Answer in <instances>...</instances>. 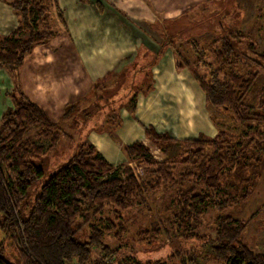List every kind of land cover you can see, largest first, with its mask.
Wrapping results in <instances>:
<instances>
[{"label": "trees", "instance_id": "1", "mask_svg": "<svg viewBox=\"0 0 264 264\" xmlns=\"http://www.w3.org/2000/svg\"><path fill=\"white\" fill-rule=\"evenodd\" d=\"M94 1L99 11L103 9L102 1L105 0ZM7 3L16 15L18 25L0 38V67L8 72L13 82L9 92L12 105L0 116V212L3 215L0 228L5 235V240L0 241V264H11L3 255L8 240L12 242L10 246L17 247L21 264H194L197 257L212 258L224 264H264V253L254 252L242 240L246 222L239 218L229 214L217 217L213 239L202 240L197 232L207 207L222 211L238 201L223 190V179L239 165L250 170L263 158L264 49L256 54L253 44L241 40L239 33L222 36L218 38L220 45L211 50L214 55L212 63L205 60L204 50L192 43L196 62L208 72L205 76L198 74L196 69L193 71L206 101L222 106L238 123L246 124L248 129L241 134L236 136L219 130L213 137H208L199 133L180 141L176 157L160 160L152 155L148 146L136 140L123 146L135 165L124 167L122 175L117 174L115 166L85 139L42 181L44 155L54 151L60 138L67 133L24 94L19 72L24 57L33 47L46 44L58 34L59 30L51 20V11L61 22L63 16L57 0H9ZM23 33H26L24 39L21 37ZM243 42L246 48L249 47L248 53L247 50L241 52L239 43ZM158 45L155 53L160 54L169 46V40L163 37ZM240 55L241 60L258 64L261 71L240 72L241 69L232 65L236 59L231 61L232 57L239 58ZM227 66L231 67L223 72ZM132 67L134 69L130 70ZM151 67L146 61L139 67L137 64L131 65L130 69L126 66L120 74L112 72L114 84L121 75L124 79L127 75L129 77L118 82L119 91L110 95L105 91L107 75L102 76L92 84L93 100L86 99L89 101L86 107L80 106L81 99L66 104L63 116L71 109L81 108L83 120L96 117L100 127L105 120L114 122L117 116L109 117V113L117 112L122 101L136 96L131 90L145 95L150 91ZM260 72L263 73V85L257 102L244 104L245 92ZM143 78L146 80L138 85ZM36 126L35 140L26 134ZM144 136L160 149L176 141L169 132L157 131L151 124L144 127ZM39 138L49 139V145L40 144ZM249 148L256 152L250 160L242 155ZM182 183L187 187L174 201L176 211L171 239L200 241L199 253H195L192 247L187 252L175 248L167 260L141 261L131 251L126 253L120 248H111L103 241L104 233L113 227L123 229V213L138 206L147 207L150 194ZM246 194L242 197L245 198ZM32 195L33 201L29 204ZM26 208L28 212L24 216ZM103 212H109L110 216L101 218ZM95 218L102 221V226L94 223ZM84 225L88 227V233L83 238L81 229ZM94 248L99 249V254H92Z\"/></svg>", "mask_w": 264, "mask_h": 264}, {"label": "rangeland", "instance_id": "2", "mask_svg": "<svg viewBox=\"0 0 264 264\" xmlns=\"http://www.w3.org/2000/svg\"><path fill=\"white\" fill-rule=\"evenodd\" d=\"M143 1L148 3L149 13L148 11L146 15L143 12L136 13L137 28L123 29L118 37L115 31L112 33L109 31V36L105 38L108 39L106 42L109 45L104 49L106 52L100 50L102 52L100 54H108L110 50L114 54L110 55L114 62L109 68L110 71L106 73L108 86L105 90L106 95L118 92V82H124L127 80V76L129 77L127 75L124 79V76L121 75L122 77L117 79V83L114 84L115 76L111 74L112 71L120 74L127 63H130L128 66L130 69L131 65L137 64L139 67L146 61L152 65L148 80L149 85H151L150 91L145 95L143 92L135 93L134 90H131L136 96H131L125 102L122 101L119 110L117 112L113 110L108 115L114 118L117 116L115 121L105 120L102 127H100L99 122H96V117L81 119V108L71 109L65 116H63V109L61 114L55 118L50 114L53 120L65 128L67 135L60 138L59 145L54 151L44 155L42 162L45 175L42 181H45L59 164L77 150L79 143L87 139L86 135L90 128L100 127L96 132L105 134L106 137L103 139L97 136L88 137L86 141L94 142L91 144H94L96 149L115 166V171L119 175H122L124 167L135 165L123 149V146L130 142L142 140L152 155L160 160L165 157H176L179 153L180 141L191 136H197L199 133L213 137L219 130H225L227 134L231 133L237 136L248 129L246 124L238 123L227 109L206 101L203 90L194 78L193 71L196 69L198 74L205 76L208 72L205 67L196 62L197 56L192 50V43H197L205 52V60L212 63L214 62V55L211 50L220 45L218 38L222 36H235L239 33L242 35L241 40L253 44L256 54L262 53L264 49V0ZM105 2L108 7L111 6V0H105ZM130 2L125 0L121 6ZM150 15L152 21L149 23V27L144 28L147 31L145 33L139 28V25L145 26V20L147 21L145 17L149 18ZM107 17L116 22L120 18L118 13L117 15L106 14ZM56 24H60L59 19H56ZM21 37L26 38V33H23ZM163 37L169 40V46L160 54L155 53L159 47L158 43ZM116 39L120 42H116ZM244 42L239 43L242 50L240 51L247 50L248 53L249 47L246 48ZM93 49L95 52V48ZM117 50H120L119 53ZM28 54L30 56L32 50ZM256 54L249 53L253 57H256ZM241 58L242 55L239 58H231V61L236 59L232 65H235L239 70L241 69L240 72L248 73L250 69L252 73L261 71L258 64L252 65L249 60L243 61ZM25 67V74L29 73L31 78L33 72L36 73V78H39L46 71L43 68L44 63H39L33 68L32 57H27ZM214 67L216 66L214 65ZM229 67H225L223 72H227ZM2 69L11 80L8 72L4 68ZM128 69H126V73H129ZM133 69L132 67L130 70ZM21 71L22 67L19 74ZM64 73L67 75L66 69ZM121 73L125 72L122 71ZM0 80L3 83L4 77L1 78V75ZM143 80L146 79L143 78L138 81V85ZM262 85L263 73L260 72L257 73L249 90L245 92L242 99L244 104L254 105L257 102ZM93 96L90 87L89 91L81 97L80 106L86 107L89 103L86 99L91 98L93 100ZM148 124L154 125L155 129L160 132H169L176 141L167 143L163 149L158 148L149 139L144 138V127ZM261 128L264 137V124L261 125ZM36 129H38L37 126L31 128L26 135L35 139L34 132ZM37 141L45 147L49 145V139L39 138ZM252 150L249 148L242 155L250 160L256 154ZM222 185L223 190L231 197L237 198L238 201L222 211L213 209L211 206L206 208L197 229L202 240L215 238L216 218L229 214L246 222L242 240L249 246L251 244L254 247V252H264V155L261 162L250 170H245L242 165L234 168L231 175L223 179ZM186 187L187 184L182 183L172 188L165 187L163 190L150 194L147 198V207L138 206L128 213H123V229H118V226L113 227L110 232L104 233L103 241L111 248H120L126 253L131 251L141 261L167 260L175 248L187 252L192 247L195 253H199L200 241L183 242L178 239H171L173 234L172 223L175 220L173 216L176 211L174 201ZM245 193H247L246 197L243 198L242 195ZM33 195L29 204L33 201ZM27 207L29 208V205ZM28 208L25 209L24 216L27 215ZM101 216V218H106L110 216V213L103 212ZM2 218L3 215L0 212V222ZM95 219H93L94 223L97 226H102V221ZM87 229L88 227L85 225L81 229L83 238L87 236ZM3 240H5V235L0 228V241ZM11 244L10 240L5 242L3 255L11 264H21L17 247L10 246ZM99 252L97 248L92 250L93 255H97ZM194 264L224 263L212 258L205 260L197 257Z\"/></svg>", "mask_w": 264, "mask_h": 264}, {"label": "crops", "instance_id": "3", "mask_svg": "<svg viewBox=\"0 0 264 264\" xmlns=\"http://www.w3.org/2000/svg\"><path fill=\"white\" fill-rule=\"evenodd\" d=\"M7 1L9 0H0V38L7 36L18 25V19ZM123 1L125 0H111L110 7L105 4V1H102L104 7L99 11L94 6V0H58L63 16V22L60 21V24H56L58 18L51 11V20L54 19L53 24L59 30L58 34L47 44L33 47L32 54L24 57L22 71L19 74V82L24 94L41 106L51 119V116L55 118L61 114L65 104L80 100L92 87L94 81L110 71L109 68L114 62L113 57L110 56L114 55L113 51L110 50L108 54H100L106 52L104 49L109 45L106 42L108 39H105L109 36L108 32L115 31L118 37L123 29L137 28L138 24L135 21L137 12H143L145 15L147 11L149 13L146 1L127 0L131 2L121 6ZM117 13L120 16L117 22L106 18V14L117 15ZM145 19H147V21L145 20L146 25L141 24L139 28L146 33L144 28L149 27V23L152 21L151 15ZM116 42H120V40L116 39ZM93 48L98 54L94 52ZM119 51L117 50V53ZM27 57H32L33 68L39 63H44L43 68L46 71L42 77L36 78L34 72L32 78L29 73L25 74ZM129 64L127 63L126 66L128 67ZM65 69L67 75L64 73ZM0 75L1 78L4 77L3 83L0 80L1 116L4 109L12 105L9 97L12 82L2 68H0ZM96 131V129H90L86 138L97 136L103 139L106 137L105 134ZM144 138L147 139L145 136ZM140 141L142 142V140ZM250 247L254 249L251 244Z\"/></svg>", "mask_w": 264, "mask_h": 264}]
</instances>
